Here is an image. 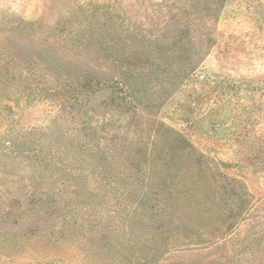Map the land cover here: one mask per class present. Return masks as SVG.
<instances>
[{"label": "rangeland", "instance_id": "374dc122", "mask_svg": "<svg viewBox=\"0 0 264 264\" xmlns=\"http://www.w3.org/2000/svg\"><path fill=\"white\" fill-rule=\"evenodd\" d=\"M0 264H264V0H0Z\"/></svg>", "mask_w": 264, "mask_h": 264}]
</instances>
